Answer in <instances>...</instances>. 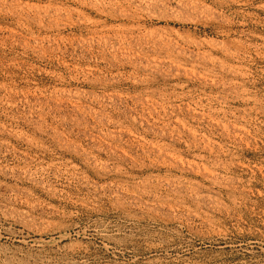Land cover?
<instances>
[{"label": "rangeland", "instance_id": "rangeland-1", "mask_svg": "<svg viewBox=\"0 0 264 264\" xmlns=\"http://www.w3.org/2000/svg\"><path fill=\"white\" fill-rule=\"evenodd\" d=\"M41 263L264 264V0H0V264Z\"/></svg>", "mask_w": 264, "mask_h": 264}, {"label": "bare ground", "instance_id": "bare-ground-1", "mask_svg": "<svg viewBox=\"0 0 264 264\" xmlns=\"http://www.w3.org/2000/svg\"><path fill=\"white\" fill-rule=\"evenodd\" d=\"M54 244L55 242L53 241V240H49V241H45V240H41V239H39V240H37V245H36V247L38 248V249H44V248H46L49 244ZM40 257H42V255H40L39 256V258ZM36 263H37V260H36ZM42 263H44V262H42ZM41 263V264H42Z\"/></svg>", "mask_w": 264, "mask_h": 264}]
</instances>
